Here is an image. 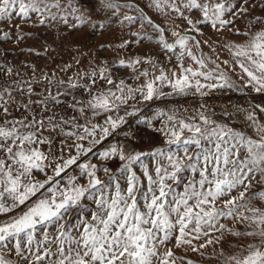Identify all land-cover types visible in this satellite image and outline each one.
<instances>
[{
  "label": "snow or ice",
  "instance_id": "6c2138e0",
  "mask_svg": "<svg viewBox=\"0 0 264 264\" xmlns=\"http://www.w3.org/2000/svg\"><path fill=\"white\" fill-rule=\"evenodd\" d=\"M141 3L0 0V41L31 38L25 26L120 32L114 60L71 74L0 50V264H264V103L204 100L264 96V0H149L156 19ZM188 96L191 110L144 112Z\"/></svg>",
  "mask_w": 264,
  "mask_h": 264
},
{
  "label": "rangeland",
  "instance_id": "374dc122",
  "mask_svg": "<svg viewBox=\"0 0 264 264\" xmlns=\"http://www.w3.org/2000/svg\"><path fill=\"white\" fill-rule=\"evenodd\" d=\"M118 3H124L125 0H117ZM149 3V0H142L141 7L144 8V11L149 16H152L153 19H156L157 16L154 11L148 7H145L146 4ZM95 8V3L92 5ZM98 20H103L105 18L104 12L102 9H96ZM163 16L159 17L157 22L164 20ZM176 23H181L180 21H176ZM169 27H172L171 20L168 21ZM243 26L242 24L240 25ZM2 27V25H0ZM7 30V29H5ZM25 30L32 32L33 36L31 38L26 37L25 41L21 42L20 44L15 43V37L8 41H0V50H7V54L11 62L15 63L18 67L24 61L33 62L37 66V75L40 74V71L50 72L52 70L59 71L58 66H62L64 63H71L73 67L69 69V73L75 72L78 67H94L95 62H101L105 59L112 61L116 58L117 52L113 51L112 48L107 47L110 42H113L117 39L120 35L119 30L116 31V34L113 35L111 32L108 31H96L92 28H85L81 30H61L60 35L57 36L55 30H47V29H33L30 26H25ZM135 31L136 28L133 27L131 29ZM128 30H125V35L127 34ZM151 31V29H149ZM169 38L171 42V37L169 33ZM206 38L211 40H220L223 42L224 40L228 39L229 37H220L212 32L210 29L206 30ZM238 39V38H236ZM50 45L51 49H55V51H50L45 55L42 54L41 56H35L33 54L27 53L26 49L28 47H34L37 50L42 51L43 45ZM105 45L104 48H101L100 45ZM147 47V45H146ZM154 47V45H153ZM217 47V52L219 53L221 59H227L228 53L226 50L220 49L219 45ZM21 49H25V51H21ZM137 46L132 45L131 51H137ZM205 52H208L209 49L207 47L204 48ZM81 53L83 55H81ZM120 56H127L130 53L128 51H119ZM214 55V54H213ZM79 59L81 61L80 65H76L75 59ZM93 61L92 65H89V61ZM185 63H190V61H185ZM61 77L66 76L65 73H59ZM116 75L124 78L129 79L131 75V71L125 72L124 69L118 68L116 70ZM167 90V89H165ZM204 100L210 107H214L217 112H219L221 106H228L231 107L232 105H246L249 102L254 103H264V96H258L256 94H252L251 96L245 95L244 93L227 90V89H217L214 90L208 97H205ZM200 102V98L198 96H188V97H175L171 100H160L156 101L154 104L147 106L144 108V112L147 115H151L152 112L157 107H165V105L171 106L172 104H179L182 106H187L189 110L192 107L198 106ZM135 126V125H134ZM142 127V126H141ZM95 159V158H94ZM139 174V170L137 169ZM143 180V177L141 176ZM121 184L126 186V181L121 180ZM178 255H183L184 253L177 250ZM211 252L212 249L209 248L207 250ZM189 255L196 260H200L202 264H216V261H208L204 260L203 258L199 257L197 254L189 253Z\"/></svg>",
  "mask_w": 264,
  "mask_h": 264
}]
</instances>
